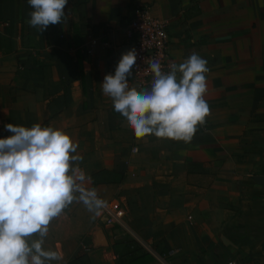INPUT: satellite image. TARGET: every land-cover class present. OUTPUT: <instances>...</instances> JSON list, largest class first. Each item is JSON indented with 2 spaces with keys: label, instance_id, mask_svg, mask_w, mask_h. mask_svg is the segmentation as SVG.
<instances>
[{
  "label": "crops",
  "instance_id": "crops-1",
  "mask_svg": "<svg viewBox=\"0 0 264 264\" xmlns=\"http://www.w3.org/2000/svg\"><path fill=\"white\" fill-rule=\"evenodd\" d=\"M139 6L165 22L175 63L207 61L210 115L189 143L136 138L102 94ZM31 10L0 0V138L8 123L64 131L87 186L122 211L103 232L70 205L49 226L44 248L63 259L48 264H115L131 243L164 264H264V0H68L67 21L41 33Z\"/></svg>",
  "mask_w": 264,
  "mask_h": 264
},
{
  "label": "clouds",
  "instance_id": "clouds-1",
  "mask_svg": "<svg viewBox=\"0 0 264 264\" xmlns=\"http://www.w3.org/2000/svg\"><path fill=\"white\" fill-rule=\"evenodd\" d=\"M27 23L39 33L65 23L68 0H27ZM137 52L121 55L114 74H106L102 94L110 98L134 136L191 142L210 115L207 61L193 52L165 71L159 60L149 64L150 86L129 85ZM0 138V264H48L62 255L44 248L50 224L73 203L83 204L90 219L102 215L104 201L79 164L78 144L60 129L8 123Z\"/></svg>",
  "mask_w": 264,
  "mask_h": 264
},
{
  "label": "built area",
  "instance_id": "built-area-1",
  "mask_svg": "<svg viewBox=\"0 0 264 264\" xmlns=\"http://www.w3.org/2000/svg\"><path fill=\"white\" fill-rule=\"evenodd\" d=\"M127 35L130 39L129 50L137 52V62L130 76V83L138 90L150 86L151 72L149 64L153 59L159 60L163 70L175 63L168 51V42L165 22L151 15L148 8L136 7L127 25ZM122 211L116 204H104V210L99 217V223L105 227L119 225ZM175 250H168L165 256L171 257ZM226 264H234L232 261Z\"/></svg>",
  "mask_w": 264,
  "mask_h": 264
},
{
  "label": "trees",
  "instance_id": "trees-1",
  "mask_svg": "<svg viewBox=\"0 0 264 264\" xmlns=\"http://www.w3.org/2000/svg\"><path fill=\"white\" fill-rule=\"evenodd\" d=\"M128 246H132V250H129ZM141 257H145V253L139 247H137V245L131 243L130 245H124L121 253L116 256L115 264H130L133 259H139ZM73 263L86 264L87 261L83 255H76L73 258Z\"/></svg>",
  "mask_w": 264,
  "mask_h": 264
},
{
  "label": "rangeland",
  "instance_id": "rangeland-1",
  "mask_svg": "<svg viewBox=\"0 0 264 264\" xmlns=\"http://www.w3.org/2000/svg\"><path fill=\"white\" fill-rule=\"evenodd\" d=\"M96 230H101L104 232V230L109 229L111 231H115L116 229V225H110L109 227H105L102 224L98 223L96 228ZM148 252L144 251L145 253V257H141L139 259H133L130 264H164V261L162 262V257H157L155 254H153V252H151L150 250H147ZM88 264V263H86Z\"/></svg>",
  "mask_w": 264,
  "mask_h": 264
},
{
  "label": "water",
  "instance_id": "water-1",
  "mask_svg": "<svg viewBox=\"0 0 264 264\" xmlns=\"http://www.w3.org/2000/svg\"><path fill=\"white\" fill-rule=\"evenodd\" d=\"M128 50H129L128 47H123V48H121V50L119 51V54L122 55L123 53H126ZM253 181H254L256 184H259V185L264 184V178H263V177H255V178H253ZM96 237H97L98 240H101V234H100V233H98V234L96 235Z\"/></svg>",
  "mask_w": 264,
  "mask_h": 264
}]
</instances>
